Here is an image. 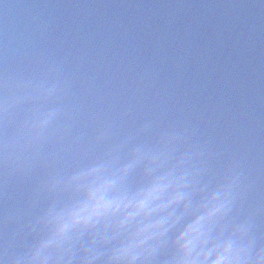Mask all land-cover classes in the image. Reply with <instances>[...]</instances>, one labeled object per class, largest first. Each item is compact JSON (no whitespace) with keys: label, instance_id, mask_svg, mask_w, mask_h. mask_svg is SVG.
Returning <instances> with one entry per match:
<instances>
[{"label":"clouds","instance_id":"clouds-1","mask_svg":"<svg viewBox=\"0 0 264 264\" xmlns=\"http://www.w3.org/2000/svg\"><path fill=\"white\" fill-rule=\"evenodd\" d=\"M72 88L62 60L0 74V264H264L242 158L162 114L87 113Z\"/></svg>","mask_w":264,"mask_h":264},{"label":"water","instance_id":"water-1","mask_svg":"<svg viewBox=\"0 0 264 264\" xmlns=\"http://www.w3.org/2000/svg\"><path fill=\"white\" fill-rule=\"evenodd\" d=\"M48 60L87 113L193 124L264 203V0H0V74Z\"/></svg>","mask_w":264,"mask_h":264}]
</instances>
